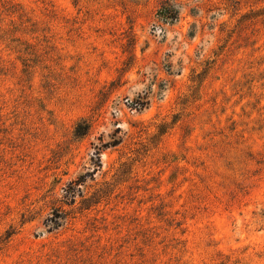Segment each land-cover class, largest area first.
I'll use <instances>...</instances> for the list:
<instances>
[{"label":"rangeland","instance_id":"374dc122","mask_svg":"<svg viewBox=\"0 0 264 264\" xmlns=\"http://www.w3.org/2000/svg\"><path fill=\"white\" fill-rule=\"evenodd\" d=\"M0 264H264V0H0Z\"/></svg>","mask_w":264,"mask_h":264},{"label":"trees","instance_id":"16d2710c","mask_svg":"<svg viewBox=\"0 0 264 264\" xmlns=\"http://www.w3.org/2000/svg\"><path fill=\"white\" fill-rule=\"evenodd\" d=\"M164 18L165 20H167L166 17ZM96 154L98 155V160H100V149H97ZM100 166H101V163H99L98 167ZM96 170L97 169H94L93 172H96ZM85 182H86L85 176L83 175L79 177L77 180L72 181L70 185L68 186V189L64 190L65 191L64 197L65 199H67V201H70V204L74 203L77 192H81L79 187L83 185V183ZM63 216L64 215L61 212L59 213V215H54L53 217H49V219H47V221L49 222V223L47 222V226L49 230L57 229L59 226H61L60 220L64 218Z\"/></svg>","mask_w":264,"mask_h":264}]
</instances>
